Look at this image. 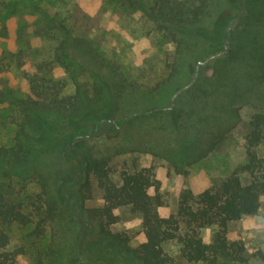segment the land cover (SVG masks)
<instances>
[{
    "label": "rangeland",
    "instance_id": "1",
    "mask_svg": "<svg viewBox=\"0 0 264 264\" xmlns=\"http://www.w3.org/2000/svg\"><path fill=\"white\" fill-rule=\"evenodd\" d=\"M153 1L0 0V86L22 96L31 86L42 87L45 83L54 85L61 96H76L79 101L76 116L60 115L53 109L37 112L43 124L35 131L47 133L48 139L33 138L27 143L46 151L36 163L38 174L25 191L39 196L51 209L39 235L33 230L35 221L11 228L9 247H23L15 264H36L38 259L41 264H76L85 245L89 248L92 242H98L95 228L77 219L79 205L73 200L74 191L63 187V181L71 177L68 156L64 157L58 148L47 149L68 138L69 122L77 121L79 116L110 113L118 127L115 135H108V126L101 138L85 141L84 145L105 149L103 152L107 150L104 142L109 143L110 152L126 148L110 162L115 182L123 162L132 157L143 165L154 166L164 201L159 209L163 215L176 211L183 189L198 193L217 186L245 162L249 118L254 112L264 115V77L232 100L235 115L224 114L221 124L213 126L196 127L201 108L206 109L203 115L212 110L207 98L201 93L199 96L192 86L201 74L214 73L213 61L230 47V30L245 24L237 14L246 11V0H238L236 7L230 0H209L205 5L203 20L219 11V16L223 17L224 11L229 15L224 26L226 41L216 51L204 38L180 32L173 37L161 19L148 10ZM176 1L183 5L193 2ZM256 33L264 39L263 27ZM233 78L230 73L222 77L223 91L229 89ZM48 92L51 97L52 92ZM179 109L181 116L173 124L171 116ZM145 114L150 116L131 119ZM208 121L211 124L213 119ZM15 129L7 104L0 101V146L11 144ZM199 140L203 141L199 144L202 155L198 154ZM240 178L246 181L247 175L242 173ZM88 188L89 197L81 202L82 206L102 205V190L96 180L91 179ZM11 196L17 197V193ZM115 214L118 220L111 229L125 233L131 247L142 242L139 215L128 208L115 209ZM213 230L203 229V237ZM227 236L243 242L242 264H264L258 254L259 250L264 254V194L257 213L230 222ZM163 248L174 264H187L177 242L168 241ZM93 261L133 264L120 254Z\"/></svg>",
    "mask_w": 264,
    "mask_h": 264
},
{
    "label": "trees",
    "instance_id": "2",
    "mask_svg": "<svg viewBox=\"0 0 264 264\" xmlns=\"http://www.w3.org/2000/svg\"><path fill=\"white\" fill-rule=\"evenodd\" d=\"M208 2L193 0L183 5L176 0H154L148 10L161 19V24L173 37L174 33L180 32L204 38L216 51L222 49L226 41L224 29L229 15L227 17L228 13L224 11L223 17L219 16V11V14L203 20L202 12ZM230 4L236 7L240 3L230 0ZM245 6L246 11L237 14L245 24L230 30V47L213 61L214 73L209 76L201 74L192 86L199 96L202 94L207 98L212 110L210 114L203 115L206 109L204 106L201 108L196 115V127L213 126L217 122L219 125L224 114L235 115L232 100L239 93L248 92L264 77V39L256 33L259 28H264V0H246ZM228 73L234 78L229 89L223 91L221 80ZM48 90L52 92L51 97ZM0 101L7 104L9 119L16 123L11 144L0 146V264H15L16 257L23 253V247H9L11 228L35 221L33 230L39 235L51 209L39 196L25 191L27 184L38 174L36 163L41 153L46 151L27 143L33 138L36 141L48 139L47 133L38 132V135L35 131L43 124L37 112L53 109L60 115L76 116L79 114V101L76 96H61L54 85L45 83L42 87L31 86L29 93L22 96L0 86ZM180 110L171 116L173 124L181 116ZM146 116L150 115H133L131 119ZM207 118L213 119L211 124ZM248 124L249 130L244 138L245 162L217 186L198 193L183 189L176 211L163 215L159 209L164 201L154 166L143 165L132 157L123 162L119 180L115 182L111 178L114 170L110 162L114 155L126 152V148L117 147L110 152L109 143L104 142L107 150L103 152L105 149L84 145L85 141L101 138L108 126L111 127H108V135H115L118 127L110 113L96 115L92 112L79 116L77 121H70L68 138L47 149L58 148L64 157L68 156L67 170L70 169L71 177L63 181V187L74 191L73 200L77 202L76 206L79 205L75 212L77 219L95 228L94 236L98 242H92L89 248L86 244V249L77 256L76 264H95V258L108 259L110 254L123 255L133 264H174L163 248L168 241L179 244L181 257L187 264H242L244 244L240 239L228 238V226L232 221L256 214L264 194V115L254 112ZM202 143V140L198 141L200 155L203 154L199 146ZM242 173L247 175L246 181L241 180ZM91 179L96 180L101 188L103 202L98 207L86 208L81 202L89 197ZM14 193L17 197L11 196ZM118 208H128L141 219L143 241L134 247L128 244L125 233L113 231L110 227L118 220L115 214ZM205 228H214L208 237L202 235ZM258 254L264 260L262 251L259 250ZM36 264H41L40 259Z\"/></svg>",
    "mask_w": 264,
    "mask_h": 264
}]
</instances>
